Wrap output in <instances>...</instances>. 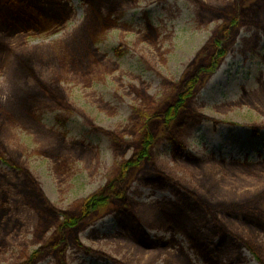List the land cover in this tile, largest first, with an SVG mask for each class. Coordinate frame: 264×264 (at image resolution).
Listing matches in <instances>:
<instances>
[{"label":"rangeland","instance_id":"1","mask_svg":"<svg viewBox=\"0 0 264 264\" xmlns=\"http://www.w3.org/2000/svg\"><path fill=\"white\" fill-rule=\"evenodd\" d=\"M37 1L50 16L46 30L13 35L16 26L0 33L11 43L0 56V153L24 170L0 161V209L4 201L9 209L0 227V264H20L53 240V231L38 232L41 217L20 190L32 181L51 205L69 211L101 189L133 153L123 149L133 141L129 132L142 104L135 93L146 90L157 103L170 97L168 84L191 73V63L237 0ZM245 4L255 25L240 26L235 43L213 61V72L195 82L200 85L191 108L203 118L169 134L201 162L188 169L173 157L176 145L167 135L159 138L129 190L130 208L79 232L81 244L94 252L71 242L65 259L50 255L37 264H208L190 238L205 243L222 264H260L240 240L247 238L259 244L264 260L263 231L254 234L242 216L220 213L231 235L216 249L217 222L193 215L177 194L182 186L200 192L199 175L239 180L227 189L241 200L260 190L239 189L241 177L253 178L249 171L264 178V0ZM39 80L54 81L58 100L32 96ZM228 165L246 168L232 172ZM155 168L170 178L163 186L145 182L158 175Z\"/></svg>","mask_w":264,"mask_h":264},{"label":"trees","instance_id":"2","mask_svg":"<svg viewBox=\"0 0 264 264\" xmlns=\"http://www.w3.org/2000/svg\"><path fill=\"white\" fill-rule=\"evenodd\" d=\"M247 1L249 2V0H237L229 5V9L221 16V19L225 20L224 26L199 51L195 60L190 65V68L192 67L191 73L179 84H168L174 90L170 97L157 103L153 98L148 96L146 90L142 91L141 94L133 91L137 94L142 104L140 106L141 108L136 110L135 124L131 132H129L133 141L128 143V146L123 149L125 152L132 149L133 153L119 167L114 177L110 178L101 189L88 198L83 199L76 209H69V211L58 210L51 205L32 181L27 185L26 192L20 190L26 202L35 208L41 217L38 232L46 235L53 231V240L47 243L45 242L30 258L20 264H37L39 260L50 255H54L57 258L61 256L62 259H65V252L71 242L80 246L87 253L94 252L91 248L81 244L79 241V232L85 226L105 214L130 208L129 190L132 184L138 179L141 171L147 166H144L143 161L150 163L151 153L159 138L166 137L167 135V139L176 145L175 152L172 154L175 160H185V163L190 165L189 168H192L190 162H201L193 154L185 152V147L180 145L181 143L175 137L169 136V134L187 126L191 119L200 121L203 118V116L196 114L194 109L191 108L192 102L190 99L192 100V96L198 91V86L200 85L198 82H195L205 72H213V61H217L235 43L232 39L236 33L240 32V26L243 27L255 23L252 21L253 19H250L252 18L251 13H249L250 8L245 4ZM37 2V0H0V20L5 24V28L0 29V33L10 29L13 30L16 26L18 28L13 32V35L29 32L39 33L46 30L43 29V23L47 22L50 16L46 8L42 6V1ZM0 37H2L1 34ZM0 41V56H4L9 51L6 49L7 43H11L10 41L6 43V38H0ZM55 80L57 84L58 81L57 79ZM38 82V91L32 95L33 97H46L52 101L58 100L60 92L56 84L54 85V81L52 84H46L41 80ZM108 135L113 140L115 139L117 146H121L117 139L113 137L114 135L112 133H108ZM122 148L124 147L122 146ZM0 161L7 163L13 168V171H24L7 161L1 153ZM230 166L232 165H228V167ZM156 171L158 175L147 177L145 182L150 184L158 183L163 186L170 178L164 172L158 169ZM24 173L27 175L26 171ZM247 175L253 178L248 180L247 178L241 177L243 180L239 189H248L256 185L261 186L259 192L250 199L241 200L229 194L227 187H234V184L239 181H236V179L218 181L199 175L196 177L195 183L201 193L199 191H191L184 186H182L184 192L180 189L177 190V194H179L183 202L182 205L188 211L196 215V217H200L203 214L210 215L217 222L212 232V236L218 238L216 249L226 246L231 235L229 228L219 221L217 215L220 213L228 216L231 214L240 215L243 219L241 224L248 231L254 234L258 231L264 232V208L262 207L264 203V178L254 175L252 171H249ZM14 186L17 188L18 184H14ZM5 204L6 202L4 201L0 209V227L4 222L5 215L9 212V209L5 208ZM190 239L195 243V247L201 250L200 253L206 263L222 264L220 259L212 254L213 252L211 250L209 251L205 244L196 241L195 238ZM240 240L244 247L254 254L258 262L264 264V260L257 253L261 249L258 246L259 244L247 238H240ZM166 245H168L167 242L163 243L161 248H164ZM154 247L159 246L155 245Z\"/></svg>","mask_w":264,"mask_h":264},{"label":"bare ground","instance_id":"3","mask_svg":"<svg viewBox=\"0 0 264 264\" xmlns=\"http://www.w3.org/2000/svg\"><path fill=\"white\" fill-rule=\"evenodd\" d=\"M244 168H246L245 166H243V167H239L238 165H232V166H230V167H228V169L230 170V171H242V170H244ZM188 169H189V167H188Z\"/></svg>","mask_w":264,"mask_h":264},{"label":"flooded vegetation","instance_id":"4","mask_svg":"<svg viewBox=\"0 0 264 264\" xmlns=\"http://www.w3.org/2000/svg\"><path fill=\"white\" fill-rule=\"evenodd\" d=\"M203 244H205V243H203Z\"/></svg>","mask_w":264,"mask_h":264}]
</instances>
